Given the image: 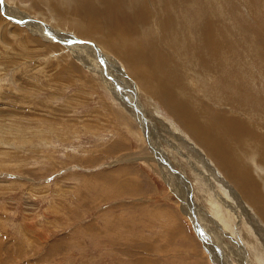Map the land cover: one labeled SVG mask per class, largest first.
<instances>
[{
  "label": "rangeland",
  "instance_id": "374dc122",
  "mask_svg": "<svg viewBox=\"0 0 264 264\" xmlns=\"http://www.w3.org/2000/svg\"><path fill=\"white\" fill-rule=\"evenodd\" d=\"M104 1L0 0V264H264V0Z\"/></svg>",
  "mask_w": 264,
  "mask_h": 264
},
{
  "label": "bare ground",
  "instance_id": "6f19581e",
  "mask_svg": "<svg viewBox=\"0 0 264 264\" xmlns=\"http://www.w3.org/2000/svg\"><path fill=\"white\" fill-rule=\"evenodd\" d=\"M106 2H111L112 3V1L111 0H105L103 3H105V5H106V7H107V5L108 4H106ZM110 6H112V5H110ZM110 6H109V8H110ZM82 9V8H81ZM83 11V10H82ZM101 11V10H100ZM96 12H97V10L95 9L94 10V8L92 9V12L91 13H87L86 15H84L85 17H87V19H90V18H93V20L95 19V20H97V18H95V15H96ZM110 12L111 11H108V10H106L105 11V15H107L106 17H110ZM101 13V12H100ZM97 17V16H96ZM111 19H112V21H113V26L111 27L114 31H116L117 33H118V38H121L120 39V42H121V44L122 45H127L128 46V44H126L125 43V40H126V36L127 35H129V32H131L132 30H133V28H130V29H128V28H126V27H124L121 23H120V21L119 20H117V18L116 17H111ZM110 19V20H111ZM123 19V18H122ZM91 20V19H90ZM168 21V20H167ZM98 22V21H97ZM110 22V21H109ZM170 22V21H169ZM92 23V22H91ZM112 23V22H111ZM90 24V23H89ZM88 24V25H89ZM94 24V23H93ZM92 25V24H91ZM112 25V24H111ZM114 25H116V29L114 28ZM133 26V25H132ZM131 26V27H132ZM97 28H98V26H96ZM134 27V26H133ZM209 27V26H208ZM96 28V29H97ZM109 28V27H108ZM210 28V27H209ZM88 30L89 32H87V33H81L82 35H85L86 37H88L89 38V36L90 37H92L91 35H92V32L94 31V26H88V27H86L85 29H83L82 31H84V30ZM101 29V28H100ZM99 29V30H100ZM112 30V31H113ZM167 30V29H166ZM98 31V30H97ZM211 29H210V33H211ZM86 32V31H85ZM96 32V31H95ZM99 32V31H98ZM205 32H207V31H205ZM59 34V33H58ZM104 34V33H103ZM102 34V35H103ZM99 35V34H98ZM101 35V36H102ZM132 35V34H131ZM173 36H175V35H173ZM208 36V35H207ZM69 37V36H68ZM100 38V37H99ZM69 39V38H68ZM102 39V38H101ZM209 39V37L207 38V40ZM129 40V39H128ZM100 41V40H99ZM113 41V40H112ZM210 41V40H209ZM102 42H103V40H102ZM128 42V41H127ZM76 43V42H75ZM109 43V42H108ZM77 44V43H76ZM117 44H119V43H117ZM107 45V44H106ZM105 45V46H106ZM120 45V44H119ZM93 46V45H92ZM108 46V45H107ZM115 46H117V45H115ZM126 46V47H127ZM94 47L96 48V50H98V46L97 45H94ZM121 47V46H120ZM123 47V46H122ZM122 47H121V49H122ZM125 50V49H124ZM128 51V50H127ZM98 52H99V50H98ZM88 56V55H87ZM122 56V55H121ZM160 57V56H159ZM123 59V58H122ZM126 63V62H125ZM128 66H130V64L128 63ZM171 68V67H170ZM131 71H133V72H135V74L137 75L138 73H140V70L139 69H136L135 67H132L131 68ZM143 74V73H142ZM145 75V74H144ZM138 76V75H137ZM146 76H147V74H146ZM145 76V77H146ZM141 77V76H140ZM140 77L138 76V78H139V80H140ZM170 77V76H169ZM174 78V77H173ZM142 81H143V86L144 87H146V88H150V89H152L151 87H150V85L149 84H146V80H148L147 78H145V79H141ZM158 80V79H157ZM169 87V86H168ZM145 88V89H146ZM175 88V87H174ZM169 89V88H168ZM171 89V88H170ZM172 90V89H171ZM146 91H148V92H150V93H153L154 94V92L153 91H149V90H147L146 89ZM158 91V90H157ZM161 92H163V91H161ZM169 93V92H168ZM173 93V92H172ZM170 94V93H169ZM168 94V95H169ZM174 94V93H173ZM166 96V95H165ZM177 96V95H176ZM176 96H174V97H176ZM169 97V96H168ZM172 99V98H171ZM182 102V101H181ZM180 102V104L183 106V109H181V111L185 114V115H191L188 111H187V109H185L184 108V105L185 104H183V103H181ZM177 105H178V101H176L175 102ZM189 104V103H188ZM179 107V106H178ZM191 107V106H190ZM188 108V107H187ZM192 109V108H191ZM193 111V110H192ZM232 123H234V124H236V125H239V128H241V121L239 120V119H237V118H234L233 120H232ZM243 131H244V128H243ZM227 133H229V129H228V127L226 126V127H224L223 128V134H225V135H228ZM238 141V144H240L241 142L239 141V140H237ZM205 144H207V146L208 147H210V148H214L215 149V151H217V155L215 156L216 157V160H218L219 162H220V164L221 165H223L225 162H224V160L223 159H225V160H227L228 162V165L227 166H229V168H235V171L234 172H232L230 175H233V174H236V175H233V178H234V176L236 177V178H239V177H237V175H240L241 177H240V179H236L237 180V182L240 184V186H241V190L242 191H244V193H245V195L246 196H248L247 198H249V199H251L252 200V203H253V205L256 207V208H258V210L262 213V215L264 216V199H263V196H262V194L261 193H259V191H258V188H259V185L256 183V182H249L248 181V178H250V177H252V175H251V170H250V166L246 163V162H244V160H246V159H243V154H246V153H240V155L242 156V159H239L240 158V156L238 157V154H237V151L234 149H230L229 148V144H228V142L227 143H225V144H220V143H218L214 138H212L211 140H209V139H207L206 141H205ZM241 146V145H240ZM242 151V150H241ZM228 158H231V159H228ZM224 166H226L225 164H224ZM226 166V167H227ZM232 169V170H233ZM232 170H230V171H232ZM245 171H246V173H245ZM241 172V173H240ZM264 172V171H263Z\"/></svg>",
  "mask_w": 264,
  "mask_h": 264
}]
</instances>
